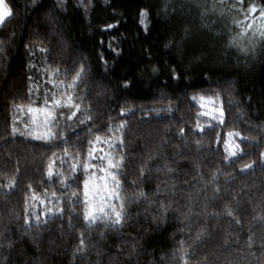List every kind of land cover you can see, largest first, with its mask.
<instances>
[{"label": "trees", "instance_id": "16d2710c", "mask_svg": "<svg viewBox=\"0 0 264 264\" xmlns=\"http://www.w3.org/2000/svg\"><path fill=\"white\" fill-rule=\"evenodd\" d=\"M4 2L12 16L0 26V264H183L181 248L188 264H264V37L259 34L264 19L247 13L249 4L259 9L264 0L243 5L236 0ZM141 10L148 13L146 29L139 23ZM234 38L236 43H230ZM80 65L86 74L74 97L86 99L74 102L93 119L79 125L77 112L74 133L61 119L67 145L50 147L13 135V127L25 132L32 127L28 108L43 103L42 97L29 95V86L56 92L45 82L59 70L67 84ZM205 100L222 108L224 124L214 116L198 118L205 113ZM120 122L126 127L117 135L123 136L127 156L119 179L131 218L115 230L106 222L89 225L84 205L64 199L67 190L46 173L55 160V171L72 176L64 149L79 153L76 162L87 163V141L93 138L88 129L107 139L113 135L108 126ZM228 132L247 138H237L242 150L237 157L225 150ZM165 165L174 172L167 173ZM247 165L252 167L241 171ZM74 177L71 191L83 200L90 175L77 170ZM164 181L175 185L174 195L157 192L165 189ZM141 192L146 197L137 199ZM52 193L62 197L59 204ZM158 201L169 205L159 228L152 219ZM46 205L65 212L46 226L37 227L33 220L29 228L26 215ZM81 234L86 255L76 253Z\"/></svg>", "mask_w": 264, "mask_h": 264}, {"label": "snow or ice", "instance_id": "6c2138e0", "mask_svg": "<svg viewBox=\"0 0 264 264\" xmlns=\"http://www.w3.org/2000/svg\"><path fill=\"white\" fill-rule=\"evenodd\" d=\"M62 2V0H61ZM236 3L243 5L244 0H236ZM242 10V9H241ZM259 12V17L261 19H264V7H260L257 9V7L254 4H249L247 8V13L252 14ZM12 16V12L9 8H7L4 4V0H0V26H3L6 22V19L10 18ZM148 13L146 10H141L140 12V21L139 23L145 27V19L147 18ZM245 18L247 19L248 16L246 15ZM109 27H113L112 25H109ZM252 24L248 25V28H251ZM259 34L260 36L264 37V24L260 26ZM247 29L243 30L241 32V36L245 34ZM3 42L0 41V44ZM230 43L235 44L236 38L233 39ZM3 47H0V52H3ZM241 51H247L246 49L242 48ZM42 52H46L47 50L41 49ZM153 72L158 71V69L153 68ZM44 74H46V70H42ZM60 71L56 70L54 72V76L58 78L60 76ZM64 74H68V70H64ZM85 69L83 65H80L79 69L75 71V75L72 76V79L70 82L66 85V89H74L79 86V84L83 81V77L85 75ZM173 78L178 79V76L175 74V71L173 70ZM32 77H29V80H32ZM51 83L53 87H56V83L54 80L50 79L49 81L45 82ZM60 84L63 85L64 81H60ZM127 87V85H125ZM61 90L59 93L57 92H50L47 88H43L40 85H30L28 89L29 95L36 94L39 97H42L43 103L41 106L33 108L29 107L28 112L35 114L38 118L32 119V127L29 128L26 132L20 131L17 128H12V134L16 135L19 133L21 136H27L31 137L32 139L41 141L48 146H60V145H67L69 143V138L64 136V129L60 127V120L64 119L65 121V127L69 129L70 132H75V128L72 127L71 122L73 120V117H77V112H80L81 115L77 117V123L79 125H84L86 121H91L93 119L92 116L86 115L85 113L89 110L82 109L80 103H75V99H79L83 101L86 99V96H79L74 97L72 94H70L67 90ZM59 94L60 98H57V95ZM201 99H204L203 96L200 97ZM193 101L196 100V96L191 97ZM13 107H20L19 105H13ZM69 113L67 116H65V111ZM123 114V110H122ZM199 115H207V113L198 114ZM224 112L222 108L219 110L218 118L213 117V119H217V122L219 124H224ZM94 126V125H93ZM126 125L123 122L118 123L115 128H113L111 125L108 126L107 130L109 133H112L113 135L110 138L102 139L99 135H95L91 132V128L88 129L89 135H91L93 138L89 139L87 141L88 148L86 151V160L87 163L83 162H76L77 157L79 156V153L76 152L74 154H69L67 148L64 149L65 156H69V160L67 161V166L71 169V172L73 173L70 177H65L64 173L62 171H55L54 165L55 160L51 161L48 165L47 169V177L48 179H53V177L57 178L59 183L63 185V188L67 190L68 195L66 197H63L64 199H72L75 198V201L77 204L82 203L84 205V211H83V219L89 224L94 225L98 222L104 223V226L107 228L119 230L125 227L128 220L131 218V213L128 209V203H130L129 199L127 197H124L121 195V192L123 191V186L121 183V180L119 177L121 175H125L124 168L126 165V156L127 154L124 152V149L126 147L123 136L117 135V133H122L125 129ZM197 130L200 133H203L205 129L201 127V125L197 122L196 125ZM210 130L214 131V128L212 126H209ZM37 129H40L39 132H37ZM56 129V130H54ZM179 134L181 138H183L184 130L181 128L179 130ZM228 139H225L223 141L225 150L228 153L230 157H237L238 153L242 154V150L239 148V144L235 145V148L230 150V144L229 141L232 140L235 137H239L241 140L247 139L245 137H242L239 132H228L227 133ZM197 145H199V141L196 142ZM216 143H221V137L220 134H217L216 137ZM56 154L53 153V156ZM264 156V153L261 154ZM60 160L61 165H65V160L63 157H58ZM252 165H247L245 169H242L241 171H245L247 169H250ZM77 170H82L86 174H89L91 177H96L97 173H99V179L97 184L93 185V191H89V180H85L83 184V200H81V197L79 194L72 192L71 187L72 184L77 183V180L74 177V173ZM164 170L167 171V173L172 174L174 172V169L165 165ZM157 171H160V169H157ZM149 172H151V169H149ZM139 175L143 177L145 175L144 168H140ZM215 176H213V179L211 181L213 187L212 191L214 193V196H219L220 189L215 185ZM71 181L70 183L68 181ZM15 183V182H13ZM165 185V189L157 188V192L160 193L162 191H171L173 195L175 194V185H169L167 181L163 182ZM11 186V185H10ZM31 187V186H29ZM207 187V186H205ZM52 197L56 201V204H59L62 200L61 196H57L56 193H52ZM146 194L141 192L138 194L137 199L145 198ZM33 200L36 199V197L33 195ZM98 202V203H94ZM41 203H44L41 201ZM159 207L157 209V214L152 217L153 222L156 223V227L159 228L166 222L167 212L169 205H166L164 202H157ZM74 207V205H69V209ZM206 210V206H205ZM65 212V209L62 207H49L45 206L42 208L38 213L35 211V207H33V211L29 212L25 217V224L30 228L31 222L34 220L37 227L43 225L46 226L48 223V220L51 218H55L58 215H63ZM189 212H191V207H189ZM226 213L229 216H232V211L229 209H226ZM195 214V213H193ZM215 216V214H213ZM43 217V218H42ZM236 223L239 224V221L236 220ZM103 235V234H102ZM204 235L203 232L197 233V238H201ZM11 241H9V246H11ZM181 245H183V241L180 242ZM251 237H249V246L251 247ZM134 250V249H133ZM76 253L80 255H86L87 254V245L85 244V240L83 238V234H81V238L79 241V245L76 248ZM74 253V255L76 254ZM186 253L183 248H181V259L183 260V264H188V260L185 259Z\"/></svg>", "mask_w": 264, "mask_h": 264}, {"label": "rangeland", "instance_id": "374dc122", "mask_svg": "<svg viewBox=\"0 0 264 264\" xmlns=\"http://www.w3.org/2000/svg\"><path fill=\"white\" fill-rule=\"evenodd\" d=\"M5 6L7 8H9L6 3L4 2ZM251 15H253L252 17L254 18H260L259 17V12L257 11L256 13H252ZM52 80L55 81L56 83V92L59 93L61 90H65L66 89V84L65 81L61 78V76H59L58 78H56L54 75L52 76L51 78ZM60 81H64V84L61 85L60 84ZM70 94H72L74 96V89H66ZM57 98L59 99L60 96L59 94L57 95ZM203 110L204 112L207 113V115L209 116H218V113H219V110L221 109L218 104L216 102H214L213 100H205L203 101ZM34 115V118H38ZM40 129H37V132H39ZM237 138L238 137H235L233 138L232 140L229 141V144H230V150L234 149L235 148V145L238 144L237 143ZM230 157V156H229ZM99 175L100 174H97L96 177H91L88 179L89 180V191H90V195H91V192L94 190L93 189V185L97 184L98 182V179H99ZM94 203H98V202H94Z\"/></svg>", "mask_w": 264, "mask_h": 264}]
</instances>
